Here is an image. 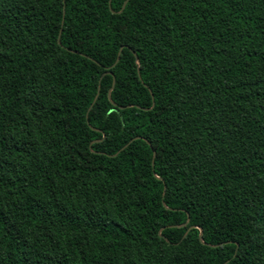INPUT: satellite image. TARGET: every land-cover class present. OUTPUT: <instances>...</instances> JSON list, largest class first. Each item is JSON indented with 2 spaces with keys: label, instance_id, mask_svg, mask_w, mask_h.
<instances>
[{
  "label": "trees",
  "instance_id": "1",
  "mask_svg": "<svg viewBox=\"0 0 264 264\" xmlns=\"http://www.w3.org/2000/svg\"><path fill=\"white\" fill-rule=\"evenodd\" d=\"M124 1L0 0V264H264V0Z\"/></svg>",
  "mask_w": 264,
  "mask_h": 264
},
{
  "label": "water",
  "instance_id": "2",
  "mask_svg": "<svg viewBox=\"0 0 264 264\" xmlns=\"http://www.w3.org/2000/svg\"><path fill=\"white\" fill-rule=\"evenodd\" d=\"M126 2H127V0L124 1L123 5H122V9H123V7L125 6ZM110 3H111V0H109V7H110ZM112 11H113V10H112ZM113 12H114V11H113ZM63 14H64V12H63ZM62 23H63V19H62L61 25H62ZM60 33H61V29H60V31H59V35H58V43H60ZM122 48H123V46H121V47L119 48L118 55H117V57H116V59H115V62L112 64L111 67H114V66L117 64V62L119 61V59H120V53H121ZM132 53H133V55H134L135 63H136V65H137L138 76H139V78H140V72H139V70H140V67H139V58H138L136 52L132 51ZM106 73H112V72H110V71H106V72H104V73L102 74V76H103L104 74H106ZM114 83H115V79H114V76H113V85H112V87L114 86ZM112 87L108 90V93H107L109 99H110V92H111V90H112ZM98 93H99V86H98L97 94H96V96H95L93 102L91 103L89 109L91 108V106L93 105V103L95 102V100L97 99ZM89 109H88V111H89ZM88 111H87V113H86V117L88 116ZM87 122H88V119H87ZM94 129H95V128H94ZM96 130H98V129H96ZM137 138H142V137H141V136H136V137H133L131 140H134V139H137ZM129 142H130V141H129ZM147 142H148V141H147ZM126 145H127V144H126ZM126 145H125V146H126ZM125 146H124V147H125ZM124 147H123V148H124ZM114 155H115V154H114ZM155 155H156V153H155V151L153 150V155H152V165L154 164V158H155ZM154 175H155V177L160 178L157 174L154 173ZM164 189H165V187H164ZM163 195H164V191H163ZM162 197H163V196H162ZM163 205H165V202H164V201H163ZM166 207H167V206H166ZM168 208H169V207H168ZM189 220H190V219H189V217H188L185 223H182V224H175V225H170V226L181 227V226H184L185 224H187V223L189 222ZM192 228H198V229H199L198 238H199L200 242H202V243H204V244H207V245H209V246H217V244H209V243L204 242L203 237H202L203 230H202L201 227H199V226H197V225H191V226H189L188 229L186 230V232L184 233L183 237H184V236L188 233V231H189L190 229H192ZM159 235L162 236V237H164V236L162 235V233H161V229L159 230ZM164 238L166 239V241H169L166 237H164ZM227 262H228V260L225 261V262L222 263V264H226Z\"/></svg>",
  "mask_w": 264,
  "mask_h": 264
}]
</instances>
